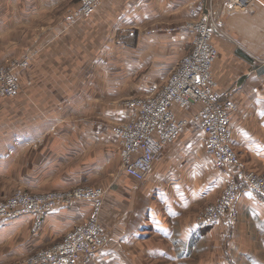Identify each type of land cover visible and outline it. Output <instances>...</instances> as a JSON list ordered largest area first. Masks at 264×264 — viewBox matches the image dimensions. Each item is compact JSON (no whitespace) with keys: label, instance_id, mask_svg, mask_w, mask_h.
I'll use <instances>...</instances> for the list:
<instances>
[{"label":"crops","instance_id":"1","mask_svg":"<svg viewBox=\"0 0 264 264\" xmlns=\"http://www.w3.org/2000/svg\"><path fill=\"white\" fill-rule=\"evenodd\" d=\"M65 1L29 3L31 13L40 16L44 9L66 7ZM205 2L103 0L89 19L70 25L59 19L46 22L44 38L41 34L30 51L31 67L19 72L22 89L32 100L40 101L44 93L57 107L16 115L19 124L10 135V151L0 150V171L5 165L17 166L41 143L39 159L32 160L28 175L18 178L21 185L33 191L76 185L109 189L102 223L111 242L93 264H264L261 195L244 191L235 223L228 216L211 225L198 221L200 210L227 183L206 153L203 133L187 129L139 182L122 170L120 143L113 132L130 115L121 101L146 95L151 83L166 81L191 50L194 32L186 24L201 14ZM217 6L220 30L213 43L219 57L213 79L223 100L237 105L231 114L236 152L264 175V0L239 11H229L223 0ZM164 23L172 26H158ZM126 28L135 32L122 35ZM46 75L56 82L46 81ZM50 121L62 124L53 128ZM91 210L92 203L86 201L61 206L39 227L33 215L12 219L0 225V248H9L8 255H30L61 241Z\"/></svg>","mask_w":264,"mask_h":264},{"label":"built area","instance_id":"2","mask_svg":"<svg viewBox=\"0 0 264 264\" xmlns=\"http://www.w3.org/2000/svg\"><path fill=\"white\" fill-rule=\"evenodd\" d=\"M102 0H82L68 16L70 21L92 17ZM229 11L249 7L255 0H223ZM218 0H209L204 11L186 24L194 32L192 49L182 57L162 86L153 92L133 96L124 102L130 112L116 127L121 143L122 170L136 181L146 179L158 157L189 128L204 134L206 153L216 168L227 176V187L218 202L209 206L198 220L215 224L224 217L234 222L236 203L249 190L264 197V175L248 169L233 146L231 114L237 110L233 100H223L213 79L212 67L219 57L213 43L220 30L217 23ZM196 4V3H195ZM28 59L0 66V99L21 93L19 72ZM108 190L78 186L65 191L33 193L22 189L0 201V225L33 215L37 227L45 216L61 206L77 201L92 203L85 221L66 232L61 241L38 250L26 264H93L98 254L109 248L111 239L101 220Z\"/></svg>","mask_w":264,"mask_h":264},{"label":"rangeland","instance_id":"3","mask_svg":"<svg viewBox=\"0 0 264 264\" xmlns=\"http://www.w3.org/2000/svg\"><path fill=\"white\" fill-rule=\"evenodd\" d=\"M31 1H33V0H17V1L16 0H0V66L10 64L13 61H18L20 63V61L28 59V61H29L28 66H26V67L24 66V68L20 69L21 74L24 71H27L29 69V67H31V62L33 59V53H31V56H29V54H30V51H33V49H36V46H37L36 42L39 39H41V37H42L41 34H44L43 30H45L46 27L48 26L46 24V22H53L54 20L59 19V21L60 20L67 21L69 25L72 24L73 21H70L68 19V16H70L69 14L72 13L79 6V4L81 3L82 0H66L64 2L66 4V7L62 6L60 8L55 9L54 11L44 9L42 11L43 13L40 16H36V14L31 13L32 10H31V6L29 3ZM43 1H44V3L46 2V0H43ZM102 1H101V3H102ZM208 1L209 0H206L204 6H206V3ZM101 3L99 4V6L101 5ZM99 6H98V8H99ZM98 8H97V10H98ZM97 10H96V12H97ZM69 11H71V12H69ZM81 20H84V19H81ZM186 21H188V20H186ZM186 21H185V23H186ZM189 21H191V20H189ZM158 26H162L163 28L167 29V27H171L172 24L164 23V24H160ZM40 30H41V32L39 33L38 31H40ZM163 30H165V29H163ZM127 31H130V32L134 31L135 32V30H130V29L126 28L123 30L122 35L126 34ZM45 34L43 35V38H44ZM119 41H117L118 45L120 44ZM38 47H39V49H41V45L40 46L38 45ZM119 76H121V74ZM46 78H47V75L44 76V79L46 81H50L52 83H55L57 80V79H53V78L51 79L50 76H48L47 79ZM135 78H136V80H138L137 76ZM167 79H168V77H167ZM165 82L166 81L163 80V82L160 81V83H157V82L151 83L150 90L148 93L153 92V89H152L153 85L156 84L158 86H162ZM42 93H43V91H42ZM26 94H28V93H25L21 87V93L18 96L14 97V98L0 99V150H2V151H7V150H8V152L10 151L9 147L7 146L11 142L10 141L11 140L10 135L15 130L16 125L19 124V120L17 119L16 115H18V117H20L19 116L20 113L27 114V115H34L35 112L43 114L46 112V110L50 111V110L54 109V106H56V105L52 106L51 105L52 103H49V101L46 100V96L44 93H43V96L39 97L41 102L37 101L36 99L32 100L30 98V95L28 94V96H27ZM129 98H131V97H129ZM129 98L123 99V101H121V102L124 103ZM16 120H17V122H16ZM41 124H43V123H41ZM48 124H53L54 125L53 128H60V124H62V123L50 121V123H48ZM114 126H113V132L116 134V127L118 125H116L115 127ZM193 131L197 132V130L194 128H193ZM119 143H120V141H119ZM40 144L39 143L36 145L34 144V146H33L34 149L32 150V152L26 153L24 156V158H25L24 160L21 161V159H19L20 161L18 162L17 166L14 163V165H12V167L10 169L9 165H5V167H7V169H2L0 171V201L11 196L18 189H22L24 191L33 192V193H43V192H48V191H54V190H51L52 188L50 190L47 189L45 191H38V190L33 191L32 189H30L26 186H23L19 183V179H18L19 177H21L22 175H28V171L32 165V160L33 159H39L38 152L42 146ZM120 153H121V143H120ZM21 157H19V158H21ZM13 166H16L17 170H15V168H13ZM246 166H247V164H246ZM247 167H248V169H250L249 166H247ZM60 173H61V171H59L57 173L55 178H58L57 176L60 175ZM78 186H85V185H76L74 187H71V188L69 187L66 189L59 188L57 190L65 191V190L72 189V188H75ZM226 187L227 186H225L224 190L220 193V195L213 202L209 203L204 208H202V210H200V212L198 214V220L200 219L203 212H205L209 206L218 202V199H220V197H221L222 193H224ZM54 189H56V188H54ZM107 190H109V189H107ZM107 195H108V192H107ZM107 195H106V199H107ZM105 202H106V200H105ZM105 202H104V205H105ZM104 205H103V208H104ZM235 207H236V205H235ZM102 212H103V209H102ZM101 220H102V213H101ZM237 220H238V218H236L234 223ZM6 249H7L6 247L0 248V259L3 260L2 262H0V264H26V260L31 255H34L38 251L37 250L30 255L27 254L24 256L17 257V256H13L12 254L8 255V253H11L9 248L4 253V251ZM194 261L195 260H191V264H195ZM148 264H158V263L151 260Z\"/></svg>","mask_w":264,"mask_h":264}]
</instances>
